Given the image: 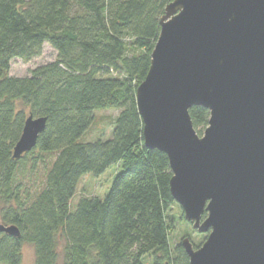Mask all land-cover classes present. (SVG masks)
I'll use <instances>...</instances> for the list:
<instances>
[{
  "label": "trees",
  "instance_id": "trees-1",
  "mask_svg": "<svg viewBox=\"0 0 264 264\" xmlns=\"http://www.w3.org/2000/svg\"><path fill=\"white\" fill-rule=\"evenodd\" d=\"M171 1L0 0V219L19 230L0 232V264H22L24 243L33 246V264H55L60 253L63 264H143L145 256L189 264L180 243L169 241L168 211L177 202L168 158L144 146L135 95ZM45 43L54 60L9 74L13 59L29 61ZM109 108L118 110L111 136L81 140L94 111ZM188 112L201 135L209 110ZM29 115L45 117V128L14 158ZM117 162L106 195H82L72 209L82 175Z\"/></svg>",
  "mask_w": 264,
  "mask_h": 264
},
{
  "label": "water",
  "instance_id": "water-1",
  "mask_svg": "<svg viewBox=\"0 0 264 264\" xmlns=\"http://www.w3.org/2000/svg\"><path fill=\"white\" fill-rule=\"evenodd\" d=\"M159 23L135 95L144 146L166 154L171 195L206 234L180 245L189 264H264V0H172ZM192 106L209 110L201 135ZM45 122L25 119L14 158ZM0 232L19 235L14 224Z\"/></svg>",
  "mask_w": 264,
  "mask_h": 264
},
{
  "label": "rangeland",
  "instance_id": "rangeland-1",
  "mask_svg": "<svg viewBox=\"0 0 264 264\" xmlns=\"http://www.w3.org/2000/svg\"><path fill=\"white\" fill-rule=\"evenodd\" d=\"M55 58L56 51L50 45L45 43L39 56L34 57L29 61H23L19 58L13 59L10 64L9 74L13 76L29 75L31 69L50 62ZM94 114V120L87 131L82 135L81 140L88 141L99 137L106 139L111 136L112 122L117 116L118 110L112 108L98 109L94 111ZM120 169L121 162H117L110 165L102 174L98 176H95L92 173H85L82 175L77 185L76 193L71 199L72 209L76 205L79 197L82 195H91L103 198L108 192L115 175L120 171ZM182 215V209L177 203L172 205L168 211L169 223L171 226L169 241L173 245L175 243H180L184 238H188L196 245L195 248H197L204 240L206 234L199 233L192 229L191 225L187 223ZM0 223H2L1 219ZM61 243L59 242V246H62ZM21 261L22 264H33L34 250L31 244L24 243L22 245ZM55 264H63L61 253L59 254ZM143 264H151L149 256L144 257Z\"/></svg>",
  "mask_w": 264,
  "mask_h": 264
}]
</instances>
